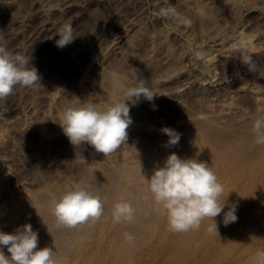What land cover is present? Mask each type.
<instances>
[{"label": "rangeland", "instance_id": "1", "mask_svg": "<svg viewBox=\"0 0 264 264\" xmlns=\"http://www.w3.org/2000/svg\"><path fill=\"white\" fill-rule=\"evenodd\" d=\"M169 4L190 24L160 18ZM66 23L76 38L61 49L57 30ZM0 43L31 57L40 75L31 88L17 86L0 101V134L10 137L0 161L13 170L0 168V231L30 223L38 247L53 248L52 203L70 188L96 184L104 212L71 228L73 241L55 252L64 264H264L258 257L264 251V145L254 143L251 131L264 117V0H0ZM244 55L255 71L242 63ZM113 77L124 82L123 96L112 92ZM141 79L156 95L152 102H128L125 144L105 157L91 145L70 143L59 124L66 106L103 107ZM219 102L234 111L218 108ZM10 105L18 106L16 114L8 113ZM164 127L180 134L177 145L167 144ZM172 152L211 166L224 188V211L236 209L235 222L225 226L222 212L215 218L218 233L207 231L209 219L199 230H169L145 178ZM121 201L134 215L116 222L113 206Z\"/></svg>", "mask_w": 264, "mask_h": 264}, {"label": "clouds", "instance_id": "2", "mask_svg": "<svg viewBox=\"0 0 264 264\" xmlns=\"http://www.w3.org/2000/svg\"><path fill=\"white\" fill-rule=\"evenodd\" d=\"M158 15L178 24H190L172 4L160 8ZM57 36L56 45L61 49L76 38L70 23L61 26ZM198 57L202 58L203 54L198 53ZM241 61L250 71H255L251 56L244 55ZM37 82H40V75L31 65V57L13 53L0 43V101L6 102L17 86L31 88ZM155 95L141 79L136 86L127 89L123 99L112 98L103 107L92 103L66 106L60 114L59 124L73 146L86 143L106 157L116 152L128 138L127 129L132 123L128 102L135 105L141 97L152 102ZM161 131L169 137L168 145L179 143L180 134L174 129L164 127ZM251 131L254 143L264 145V117L253 121ZM145 180L154 203L165 210L169 230L174 233L199 230L205 219L212 221L207 231L218 233L215 218L222 212L225 226L237 220L235 207L224 211L226 202L221 201L223 185L206 162L181 158L172 152ZM102 212L100 196L80 186L66 190L51 206L57 228H75L89 220H97ZM133 215L134 209L127 201L114 204L116 222L131 220ZM38 242V233L30 223L18 226L13 232L0 231V264H58L54 249L48 246L39 248ZM4 249L10 255H6ZM258 257L264 258V251L258 253Z\"/></svg>", "mask_w": 264, "mask_h": 264}, {"label": "bare ground", "instance_id": "3", "mask_svg": "<svg viewBox=\"0 0 264 264\" xmlns=\"http://www.w3.org/2000/svg\"><path fill=\"white\" fill-rule=\"evenodd\" d=\"M120 2V1H119ZM118 2V3H119ZM236 2V1H235ZM223 3V2H222ZM228 3V2H227ZM236 4V3H235ZM234 6V5H233ZM201 10H203V9H201ZM200 10V11H201ZM112 13V12H111ZM110 15V14H109ZM211 18V17H210ZM71 19V18H70ZM208 19V18H207ZM206 19V20H207ZM212 19V18H211ZM226 19V18H225ZM63 23V22H62ZM203 23V22H202ZM199 24V23H198ZM202 26V25H201ZM217 27V26H216ZM215 27V28H216ZM221 28V27H220ZM204 29V28H203ZM141 30V29H140ZM205 30V29H204ZM207 31H208V29H207ZM217 31V30H216ZM215 32V31H214ZM218 32V31H217ZM203 33V32H202ZM222 33V32H221ZM199 34V33H198ZM208 34V33H207ZM213 34V33H212ZM218 34V33H217ZM43 35V34H42ZM210 35V34H209ZM31 36V35H30ZM29 37V36H28ZM136 37H137V35H136ZM216 37V36H215ZM138 38V37H137ZM209 38V37H208ZM116 39V38H115ZM201 41V40H200ZM135 44V43H134ZM129 45V44H128ZM159 50V49H158ZM108 77V76H107ZM125 80V79H124ZM123 82V81H122ZM111 86H112V92L114 93V95H116V94H118V95H121L122 94V92L125 90L124 88H123V84H124V82H123V84L121 83V81L117 78V77H113V78H111ZM238 84H240L239 82H238ZM109 86V85H108ZM240 86V85H239ZM111 90V89H110ZM112 93V94H113ZM124 94H122V96H123ZM112 97V96H111ZM116 97V96H115ZM113 98V97H112ZM120 98V97H119ZM262 103L264 104V100L262 101ZM217 107L218 108H221V109H223L224 111H226V112H232V111H234V109H233V107L231 106V105H229V104H226V103H223V102H219L218 104H217ZM8 113H10V114H16L17 112H18V110H19V108H18V106L17 105H10L9 107H8ZM173 124H179V122H178V119L177 120H174V122H173ZM214 130V129H213ZM212 130V131H213ZM212 131L210 130V131H208V133H211V136H212V134L214 133H212ZM215 131V130H214ZM216 132H218V131H216ZM215 132V133H216ZM9 134V133H8ZM213 137L215 138V139H217L218 138V135L216 134H213ZM10 137H9V135H7V134H0V147L1 146H3V143H5V141H7V140H10L9 139ZM248 138V137H247ZM238 139V138H237ZM249 139V138H248ZM240 140V139H239ZM220 141V140H219ZM212 142H214V141H212ZM246 142V141H245ZM243 143V142H242ZM241 144V143H240ZM244 145V144H243ZM194 146V145H193ZM188 147V146H187ZM242 147H244V146H242ZM189 148V147H188ZM234 148V150L236 149L235 147H233ZM238 148V147H237ZM227 149V148H226ZM232 150V149H231ZM237 150V149H236ZM224 153H225V151H224ZM229 154V153H228ZM225 155V154H224ZM241 155V154H240ZM219 156H220V154H219ZM244 156V155H243ZM223 157V156H222ZM229 157H231L230 156V154H229ZM233 157V156H232ZM231 157V158H232ZM224 158V157H223ZM225 158H227V157H225ZM234 158V157H233ZM228 160V159H227ZM163 164V163H162ZM156 165V164H155ZM258 165V164H257ZM261 165V164H260ZM0 168L2 169V171L5 173V174H9V173H13V170L10 168V166H9V162H8V160L6 161H4L3 159L0 161ZM258 168V167H257ZM251 173V172H250ZM252 174V173H251ZM123 178V177H122ZM117 179V178H116ZM115 179V180H116ZM253 179V178H252ZM120 180V179H119ZM104 181V184L105 185H107L108 186V184H106V182L105 181H108V179H106V180H103ZM114 181V180H113ZM251 180H249V182H250ZM253 182V181H252ZM13 183L14 184H17V185H22L23 187H25L26 186V181H24V180H19V179H16V180H13ZM102 183V182H101ZM109 183V182H108ZM118 183V182H117ZM119 184V183H118ZM117 184V185H118ZM252 184V183H251ZM105 185H103V188H104V186ZM112 185V184H111ZM110 185V186H111ZM114 185V184H113ZM116 185V184H115ZM106 186V187H107ZM101 187H102V184H101ZM120 187H121V185H120ZM109 188H111V187H109ZM109 188H107V189H109ZM91 189V190H90ZM89 190L90 191H92L94 194H97V195H99L98 193H96V192H99V186L98 185H94L92 188H90ZM246 191V190H245ZM105 193V192H104ZM128 195V194H127ZM101 196H102V194H101ZM148 196V195H147ZM101 198V197H100ZM107 198V197H106ZM126 198V197H125ZM114 201V200H113ZM152 201V200H151ZM150 201V202H151ZM107 202H108V199H107ZM151 203H153V201L151 202ZM151 207V206H150ZM149 207V208H150ZM238 207V206H237ZM51 210V209H50ZM104 212V211H103ZM47 214V213H46ZM153 216V215H152ZM151 216V217H152ZM52 218V217H51ZM54 218V217H53ZM52 218V219H53ZM53 220H55V218L53 219ZM115 221V220H114ZM52 223V221H50V224ZM92 223V222H91ZM52 225V226H51ZM50 226H51V229H50V231L52 232H50V235H49V238L50 239H48V240H51V238H53L52 240H54V242H52V245L53 244H55V245H53V249H54V251L56 252V251H60V250H65V249H67V243L68 242H71L70 241V239L72 238L71 236L73 235L71 232H72V230L71 229H69V228H57L56 226H55V221H53V224H51ZM114 225V224H113ZM71 230V231H70ZM72 234V235H71ZM71 235V236H70ZM51 236V237H50ZM75 237V236H74ZM74 237L72 238V241H73V239H74ZM48 238V237H47ZM46 238V239H47ZM184 238V237H183ZM125 240V239H124ZM126 241V240H125ZM124 242V241H123ZM131 242H133L132 240H131ZM129 240H128V242H126V243H131ZM122 243V242H121ZM66 244V245H65ZM132 244V243H131ZM69 245V244H68ZM118 245H119V243H118ZM116 246V249H117V247H118V249H119V246ZM70 246V245H69ZM227 247V246H226ZM125 248V247H124ZM123 248V249H124ZM69 249V248H68ZM122 249V248H121ZM122 249V250H123ZM228 249V248H227ZM63 251H61V253L63 252ZM68 251V250H67ZM57 253V252H56ZM58 254V253H57ZM57 254H56V259H57V261H58V264H64L65 263V259H63L62 257H59L60 255H58L57 256ZM67 254V253H66ZM131 255V254H130ZM169 257V256H168ZM80 258V257H79ZM121 258V257H120ZM133 257H131V261L133 260L132 259ZM92 259V258H91ZM117 259H119V258H117ZM116 258H115V261L117 260ZM130 259V258H129ZM257 259H259V258H257ZM127 260H128V258H127ZM122 261V260H121ZM129 261V260H128ZM79 262H81V261H79ZM86 262H90V261H86ZM116 262H118V260L116 261ZM218 262V261H217ZM82 264H83V262H81ZM80 263V264H81ZM119 263V262H118ZM124 263V262H123ZM88 264V263H87ZM92 264V263H91ZM117 264V263H116ZM223 264V263H222Z\"/></svg>", "mask_w": 264, "mask_h": 264}]
</instances>
